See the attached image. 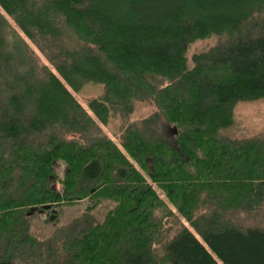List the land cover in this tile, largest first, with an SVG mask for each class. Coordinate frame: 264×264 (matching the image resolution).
<instances>
[{"label": "trees", "instance_id": "16d2710c", "mask_svg": "<svg viewBox=\"0 0 264 264\" xmlns=\"http://www.w3.org/2000/svg\"><path fill=\"white\" fill-rule=\"evenodd\" d=\"M262 98L264 0H0V264H264V224L233 220L264 213V138L224 133ZM85 201L33 234L32 208L55 224Z\"/></svg>", "mask_w": 264, "mask_h": 264}, {"label": "rangeland", "instance_id": "374dc122", "mask_svg": "<svg viewBox=\"0 0 264 264\" xmlns=\"http://www.w3.org/2000/svg\"><path fill=\"white\" fill-rule=\"evenodd\" d=\"M219 39L217 36H212L207 39H203L198 41L189 48L188 56L192 57L195 53L211 48L215 44H217ZM43 64H48L46 59L42 58ZM75 98L78 102L89 111L90 115L95 118L92 112H90L88 107V101L93 98H100L104 94V86L102 84H93L88 83L83 86V88L79 91L71 90ZM156 110V107L149 104L138 103L135 106V113L133 118L137 120H142L145 117L150 116L153 111ZM97 121L98 119L95 118ZM124 118L120 116L111 118L109 123L106 125L99 124L103 133L108 135L115 143L120 146L121 142V129L126 123ZM225 135L233 140H244V139H252V138H264V98L253 101V102H243L237 105L234 116V124L233 126L224 132ZM68 139L75 138L76 140H81L82 143H87L86 140H83L79 137V135H70L67 137ZM55 173L59 178L65 177L66 164L62 161L56 163L54 165ZM57 190L63 192V186L60 183H56L53 185ZM161 197L164 198V195L161 191H159ZM85 204V205H82ZM87 205V201L81 204H74L73 206H64L60 208L61 213H59L58 221L55 224H51L48 222V218L50 217V212H37L35 214V219L32 221V231L33 234L38 236L41 239L47 238L50 233L54 230L62 229L67 227L70 222L83 214ZM173 211L174 208H171ZM177 215V213H176ZM177 218L181 220L186 226L190 228L186 220L182 219L179 215ZM233 220L237 223H241L244 225H263L264 224V213L258 212V214H239L233 217ZM55 225V227H53ZM191 229V228H190ZM196 233V232H195ZM197 235V233H196ZM199 239V235H197Z\"/></svg>", "mask_w": 264, "mask_h": 264}, {"label": "bare ground", "instance_id": "6f19581e", "mask_svg": "<svg viewBox=\"0 0 264 264\" xmlns=\"http://www.w3.org/2000/svg\"><path fill=\"white\" fill-rule=\"evenodd\" d=\"M25 35V34H24ZM89 41V40H88ZM28 42H29V40H28ZM186 54H187V52H186ZM48 68V67H47ZM155 74V73H154ZM158 75V74H157ZM121 76V75H120ZM135 77V76H134ZM137 77V76H136ZM140 77V76H139ZM154 77V76H153ZM155 77H157V76H155ZM158 77H160V76H158ZM162 78H164V77H162ZM162 78H160V80H162ZM167 78V77H166ZM165 79V78H164ZM158 80V79H157ZM154 81V80H153ZM152 81V82H153ZM130 82V81H129ZM158 82V81H157ZM148 83V82H147ZM160 83V82H159ZM86 84V83H85ZM117 84V83H116ZM135 84V83H134ZM168 84V83H167ZM118 85V84H117ZM116 85V86H117ZM123 85V84H122ZM173 85V84H172ZM172 85H171V87H172ZM116 86H115V88H116ZM157 86V85H156ZM67 87V86H66ZM119 87H120V85H119ZM167 87H169L168 85H167ZM106 89V88H105ZM161 90V89H160ZM163 90V89H162ZM120 91V90H119ZM153 93H155V92H153ZM160 93H162V92H160ZM175 93V92H174ZM130 95V94H129ZM136 95V94H135ZM140 95V94H139ZM172 95V94H171ZM175 95H177V94H175ZM116 96H117V94H116ZM149 96H150V94H149ZM153 96V95H152ZM168 97V96H167ZM114 98V97H113ZM156 98V97H155ZM158 98V97H157ZM161 98V97H160ZM171 98V97H170ZM173 98H175V97H173ZM161 99H163V97L161 98ZM255 99V98H254ZM253 99V100H254ZM172 100V99H171ZM156 101H158V100H156ZM179 101V100H178ZM161 102V101H160ZM160 102H159V105H161L160 104ZM110 103H111V101H110ZM126 103V102H125ZM131 103V102H130ZM112 104V103H111ZM128 104H129V102H128ZM158 104V103H157ZM168 104V103H167ZM170 104V103H169ZM172 104H175V103H173L172 102ZM135 107V106H134ZM165 107V106H164ZM167 107V106H166ZM233 109H234V107H233ZM117 110V109H116ZM163 111V110H162ZM115 112V111H114ZM113 112V113H114ZM128 112H129V109H128ZM165 112V111H164ZM157 113V112H156ZM115 114V113H114ZM162 114V113H161ZM75 115V114H74ZM92 115V114H91ZM118 115V114H117ZM159 115V114H158ZM82 116V115H81ZM115 116V115H114ZM117 117V116H116ZM126 117V116H125ZM152 117V116H151ZM93 118V117H92ZM123 118V117H122ZM94 119V118H93ZM92 119V120H93ZM124 119H126V118H124ZM150 119H152V118H150ZM95 121V120H94ZM106 121V120H105ZM125 121V120H124ZM127 121V120H126ZM102 122V121H101ZM144 122V121H143ZM150 122V121H149ZM105 123V122H104ZM131 124V123H130ZM130 126H132V125H130ZM125 127V126H124ZM123 130V129H122ZM124 133V132H123ZM124 136V135H123ZM126 136V135H125ZM70 137H71V135H70ZM96 138V137H95ZM89 139V138H88ZM155 156V155H154ZM158 157H156V159H157ZM157 162H158V160H157ZM157 165H158V163H157ZM159 166V165H158ZM160 167V166H159ZM144 168V167H143ZM143 170V169H142ZM140 171V170H139ZM144 174V173H143ZM150 174V173H149ZM119 176V175H118ZM153 180V179H152ZM121 182V181H120ZM127 182V181H126ZM159 183V182H158ZM99 184V183H98ZM97 184V185H98ZM95 185V184H94ZM104 187V186H103ZM158 187V186H157ZM100 192H102V191H100ZM107 194V193H106ZM110 194V193H109ZM241 196V195H240ZM67 203V202H66ZM49 206V205H48ZM233 207V206H232ZM56 208V207H55ZM47 210H48V208H47ZM208 218V217H207ZM197 219V218H196ZM226 221V220H225ZM7 223V222H6ZM225 225V224H224ZM22 228V227H21Z\"/></svg>", "mask_w": 264, "mask_h": 264}, {"label": "water", "instance_id": "95a60500", "mask_svg": "<svg viewBox=\"0 0 264 264\" xmlns=\"http://www.w3.org/2000/svg\"><path fill=\"white\" fill-rule=\"evenodd\" d=\"M42 212V210H40L38 207H35V208H32L30 211H29V215H35L37 212Z\"/></svg>", "mask_w": 264, "mask_h": 264}]
</instances>
